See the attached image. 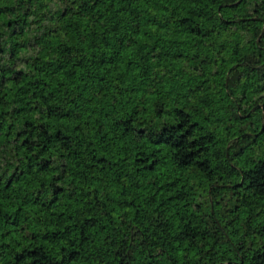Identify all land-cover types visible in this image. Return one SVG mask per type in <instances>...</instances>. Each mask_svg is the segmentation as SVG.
Returning <instances> with one entry per match:
<instances>
[{"label":"trees","instance_id":"1","mask_svg":"<svg viewBox=\"0 0 264 264\" xmlns=\"http://www.w3.org/2000/svg\"><path fill=\"white\" fill-rule=\"evenodd\" d=\"M0 264H264V0H0Z\"/></svg>","mask_w":264,"mask_h":264}]
</instances>
